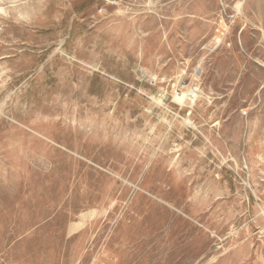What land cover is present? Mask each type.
Segmentation results:
<instances>
[{
    "label": "rangeland",
    "instance_id": "1",
    "mask_svg": "<svg viewBox=\"0 0 264 264\" xmlns=\"http://www.w3.org/2000/svg\"><path fill=\"white\" fill-rule=\"evenodd\" d=\"M0 264H264V0H0Z\"/></svg>",
    "mask_w": 264,
    "mask_h": 264
}]
</instances>
